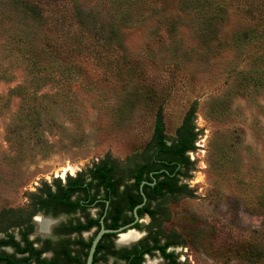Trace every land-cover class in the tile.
Returning a JSON list of instances; mask_svg holds the SVG:
<instances>
[{"label":"rangeland","instance_id":"obj_1","mask_svg":"<svg viewBox=\"0 0 264 264\" xmlns=\"http://www.w3.org/2000/svg\"><path fill=\"white\" fill-rule=\"evenodd\" d=\"M30 1L41 20L0 0V214L27 215L44 180L139 162L157 111L171 138L195 102L191 195L159 226L183 264H264V0Z\"/></svg>","mask_w":264,"mask_h":264},{"label":"flooded vegetation","instance_id":"obj_2","mask_svg":"<svg viewBox=\"0 0 264 264\" xmlns=\"http://www.w3.org/2000/svg\"><path fill=\"white\" fill-rule=\"evenodd\" d=\"M98 166L109 168L105 173L110 176L109 183L95 172ZM156 172L153 169L150 174ZM136 175L137 171L123 170L107 159L93 163L84 172L40 182L35 203L29 202L30 212H21L22 218L0 226V264H88L99 233L90 264H183L171 250L178 245L165 247L171 256L163 255L158 248L150 249L155 241L147 226L154 220L138 211L147 204L143 191L141 202L132 206V199L139 198ZM181 179L178 184H182ZM154 182V176L151 182L143 181L151 186ZM138 204L142 205L136 209V220L134 209ZM150 205L152 208L155 201ZM144 217L148 222L142 226ZM129 232L135 237L124 240L123 235ZM166 241L161 238L158 245ZM155 255L159 259L148 262Z\"/></svg>","mask_w":264,"mask_h":264},{"label":"trees","instance_id":"obj_3","mask_svg":"<svg viewBox=\"0 0 264 264\" xmlns=\"http://www.w3.org/2000/svg\"><path fill=\"white\" fill-rule=\"evenodd\" d=\"M182 1L186 4L185 0ZM14 2L18 7L16 9L24 15H29L34 20L42 19V7L36 1L14 0ZM218 6L221 11L225 9L220 3ZM49 14L51 24L56 26L60 17H58L55 11H51ZM21 63L24 69L28 68L30 70L25 58H22ZM36 63V60L32 61L34 67ZM194 105L195 102L185 112L180 125L176 127L174 136L171 138L165 133L162 113L159 109L155 115L151 137L147 143L148 154L139 162H135L132 166L127 167V169L137 171L135 185L139 190V198L132 199V206L141 202L142 196L140 191H143L148 198L147 204L139 208L138 211L140 215L148 213L154 220V222L147 226L149 232H152L150 233V237L155 241L154 246L150 247V249L158 248L165 256L172 255V253L165 252L167 245H181L182 243L181 241L168 237L167 234L165 235L159 223L160 217L164 214L166 208L164 202L167 199L175 198L178 195H191V189L188 188V184H178V180L179 177L190 178L191 172L195 169V162L188 154V152L196 150L195 142L198 135L195 124ZM153 169L158 170V172L151 175L150 171ZM102 170L103 172L101 173ZM107 170L109 168L98 166L95 172H98V176L104 177L109 183L110 176L105 174ZM144 174L146 175L145 177ZM153 176L155 178L153 186L143 183L144 180L151 182ZM140 185L142 188H140ZM36 196L37 192H31L29 195L32 205L36 201ZM152 201H155V205L151 208L150 203ZM20 211L22 212L20 208H8L5 213L0 214V223L6 225V222L9 220H12V223H14L15 220L22 218V214H19L21 213ZM161 238L168 240L164 243L165 245H158Z\"/></svg>","mask_w":264,"mask_h":264},{"label":"water","instance_id":"obj_4","mask_svg":"<svg viewBox=\"0 0 264 264\" xmlns=\"http://www.w3.org/2000/svg\"><path fill=\"white\" fill-rule=\"evenodd\" d=\"M141 205H142V204H138V205L135 207V209H134V214H135V219H136V220L138 219V216H137V213H136V209H137L138 207H141ZM100 235H101V233H99V234L95 237V239H94V241H93L92 249H91V252H90V255H89V259H88V264H90V262H91L92 251H93V249H94V247H95V245H96V242L98 241Z\"/></svg>","mask_w":264,"mask_h":264},{"label":"bare ground","instance_id":"obj_5","mask_svg":"<svg viewBox=\"0 0 264 264\" xmlns=\"http://www.w3.org/2000/svg\"><path fill=\"white\" fill-rule=\"evenodd\" d=\"M135 237V233L134 232H129L125 235H123V239L124 240H128V239H131V238H134Z\"/></svg>","mask_w":264,"mask_h":264}]
</instances>
